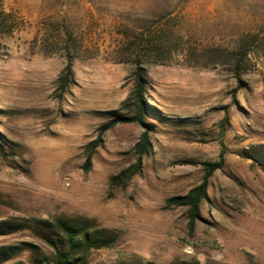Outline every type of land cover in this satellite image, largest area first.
Returning <instances> with one entry per match:
<instances>
[{"label":"rangeland","instance_id":"374dc122","mask_svg":"<svg viewBox=\"0 0 264 264\" xmlns=\"http://www.w3.org/2000/svg\"><path fill=\"white\" fill-rule=\"evenodd\" d=\"M61 218L117 234L83 264H264V0H0V264Z\"/></svg>","mask_w":264,"mask_h":264},{"label":"trees","instance_id":"16d2710c","mask_svg":"<svg viewBox=\"0 0 264 264\" xmlns=\"http://www.w3.org/2000/svg\"><path fill=\"white\" fill-rule=\"evenodd\" d=\"M230 54H237V51H231ZM248 52L240 51V55L248 57ZM237 61H239L237 59ZM236 61V62H237ZM237 66V65H236ZM142 79L139 76L136 83L135 95L138 101V111L133 117L122 116L117 118L109 126L121 122H137L144 125L143 113V87ZM106 127L104 130H107ZM147 132H144L142 139L138 144L140 155L147 152L149 146ZM141 159H139L136 171L139 170ZM91 165V157L87 160V166ZM210 169L201 185L192 189L184 197H176L168 200L173 205H185L189 208V226L192 230L195 222L200 218L201 202L207 198L208 179L213 171L220 168V164L209 165ZM56 233L49 239L51 254L43 264H83L87 253L92 249H99L111 246L117 240L115 232L99 228L92 224L90 220L84 218H61L55 223Z\"/></svg>","mask_w":264,"mask_h":264}]
</instances>
